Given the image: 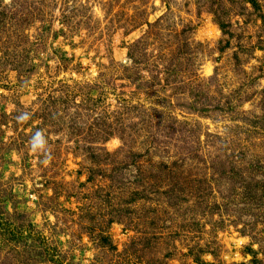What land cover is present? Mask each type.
<instances>
[{"label": "rangeland", "instance_id": "374dc122", "mask_svg": "<svg viewBox=\"0 0 264 264\" xmlns=\"http://www.w3.org/2000/svg\"><path fill=\"white\" fill-rule=\"evenodd\" d=\"M0 264H264V0H0Z\"/></svg>", "mask_w": 264, "mask_h": 264}, {"label": "clouds", "instance_id": "9594fccd", "mask_svg": "<svg viewBox=\"0 0 264 264\" xmlns=\"http://www.w3.org/2000/svg\"><path fill=\"white\" fill-rule=\"evenodd\" d=\"M33 143H34V147H37V145L43 146L45 144V141L41 135L37 134Z\"/></svg>", "mask_w": 264, "mask_h": 264}]
</instances>
